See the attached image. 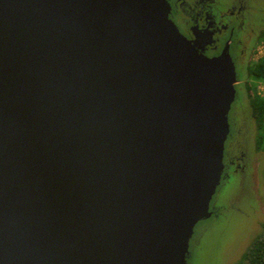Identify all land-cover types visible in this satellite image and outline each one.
<instances>
[{
    "label": "water",
    "instance_id": "1",
    "mask_svg": "<svg viewBox=\"0 0 264 264\" xmlns=\"http://www.w3.org/2000/svg\"><path fill=\"white\" fill-rule=\"evenodd\" d=\"M167 0H0V264H189L237 76Z\"/></svg>",
    "mask_w": 264,
    "mask_h": 264
},
{
    "label": "flooded vegetation",
    "instance_id": "2",
    "mask_svg": "<svg viewBox=\"0 0 264 264\" xmlns=\"http://www.w3.org/2000/svg\"><path fill=\"white\" fill-rule=\"evenodd\" d=\"M262 1L167 0L170 8L168 16L179 33L206 57L218 56L227 45L239 81L247 65L253 62L254 48L264 32ZM236 99L235 95L234 101ZM232 113L233 116L230 115ZM228 114L229 132L223 148V173L217 189L235 184L237 193H241L244 184L252 187L256 182V153L260 150L254 138H242L238 124L239 120L240 124L242 121L241 118H234L239 116L234 108ZM223 209L225 207L219 206L217 199L210 203L212 215L209 219H218ZM195 241L194 238L190 241L189 262Z\"/></svg>",
    "mask_w": 264,
    "mask_h": 264
},
{
    "label": "rangeland",
    "instance_id": "3",
    "mask_svg": "<svg viewBox=\"0 0 264 264\" xmlns=\"http://www.w3.org/2000/svg\"><path fill=\"white\" fill-rule=\"evenodd\" d=\"M264 1H262L263 6ZM264 39L259 41L254 48L252 60L264 56V49L259 46ZM264 44V43H263ZM238 80V78H237ZM257 84L259 96H264V84L250 80ZM246 71L242 72L235 88L237 99L232 103L238 117L242 138H255L254 124L246 109ZM229 115V114H228ZM230 115H234L233 113ZM259 145V144H258ZM256 145V146H258ZM258 167L256 169V182L250 187L244 184L241 193H237L235 184L224 188H218L213 195V204L217 199L219 206L225 209L221 211L218 219L211 218L207 221H200L194 228L192 237L195 241L193 255L189 264H236L241 255L247 250L253 239L260 233L261 223L264 222V151L256 153ZM197 245V246H196Z\"/></svg>",
    "mask_w": 264,
    "mask_h": 264
},
{
    "label": "trees",
    "instance_id": "4",
    "mask_svg": "<svg viewBox=\"0 0 264 264\" xmlns=\"http://www.w3.org/2000/svg\"><path fill=\"white\" fill-rule=\"evenodd\" d=\"M264 39V32L259 41ZM250 80L264 84V57L246 67V109L254 124L257 148L264 151V96L257 94V84ZM238 81V80H237ZM260 233L253 239L247 250L241 255L236 264H264V222L261 223Z\"/></svg>",
    "mask_w": 264,
    "mask_h": 264
},
{
    "label": "built area",
    "instance_id": "5",
    "mask_svg": "<svg viewBox=\"0 0 264 264\" xmlns=\"http://www.w3.org/2000/svg\"><path fill=\"white\" fill-rule=\"evenodd\" d=\"M263 43H264V42H263ZM263 43L259 46V49H264V44H263ZM260 51L263 52L264 50H260ZM263 57H264V56H263ZM257 94H258V90H257ZM261 97H263V96H261Z\"/></svg>",
    "mask_w": 264,
    "mask_h": 264
},
{
    "label": "crops",
    "instance_id": "6",
    "mask_svg": "<svg viewBox=\"0 0 264 264\" xmlns=\"http://www.w3.org/2000/svg\"><path fill=\"white\" fill-rule=\"evenodd\" d=\"M189 263V262H188Z\"/></svg>",
    "mask_w": 264,
    "mask_h": 264
}]
</instances>
